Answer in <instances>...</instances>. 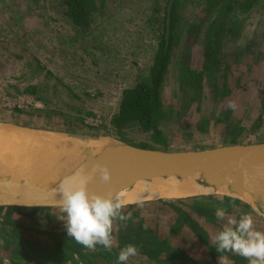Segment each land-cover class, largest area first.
<instances>
[{
  "label": "rangeland",
  "instance_id": "1",
  "mask_svg": "<svg viewBox=\"0 0 264 264\" xmlns=\"http://www.w3.org/2000/svg\"><path fill=\"white\" fill-rule=\"evenodd\" d=\"M111 1L114 0H97L98 9L93 13L92 19L94 16L101 15L105 11L107 12L106 7ZM145 1L152 7L151 4L153 5L154 0H132V2L123 0L122 3L127 8H124L122 4L120 5L121 0H115L114 2L117 3L115 4L117 6L116 16H119V12L122 11L120 16L127 15V18H129L127 23L130 19L135 18H137L139 23L150 22L148 20L150 11L145 12L146 9L150 8L139 6V3ZM164 1V3L162 1L163 8L158 14L159 25L154 24V32L157 31L159 33L158 37L160 41L165 31V8H167L168 4V1ZM206 2L207 0H177L181 32L178 46L174 48L173 59L174 56H177L181 62L184 56L181 51L187 27L200 14L206 15L207 10L204 8ZM245 3L246 5L241 7ZM213 17L214 15L210 17V20ZM227 19L242 21V36L241 33H238L239 28L237 26L232 31V33H235V31L238 33V38H234V42L244 44L249 41L250 52L252 47V54L255 52L253 57L257 65L255 67V64H253L255 69H253L254 72L251 74L252 79L246 82V84L241 79H237L236 83L232 82L231 79L229 83L230 87L236 92L239 90L241 93L236 105L240 109L242 108L241 106L244 108L246 106L247 112L249 109L258 110L257 108L261 100H264V0H240L239 5L228 14ZM70 22V19L65 14L62 0H0V123L71 133L104 135L135 145L148 144L159 146L153 140L152 133L142 131L138 124H131L118 131L112 123L111 116L115 113L116 108L119 110L117 90L120 87L118 89L110 86L103 88L100 87L103 84H98L94 89L95 92H98V96H95L91 100H88L82 91L85 90V87H80L81 89H78L77 94L81 98L77 100V94L73 96L69 88L63 86L57 79H53L56 76L65 82V80L71 77L80 78L81 75H86V73L92 75V72H94L90 68H86L87 66L84 67V72L81 70L84 64L81 59L83 52L81 44L74 42V47H71L69 42L67 43V40L71 37L69 41H72L73 38L75 41H79L76 39L75 31L71 29ZM131 22L132 24L134 23L132 20ZM153 23L150 22V27H153ZM207 23L209 22L205 19L201 34L208 28ZM132 26V31L135 29L137 31L140 27L137 23H134ZM108 30L112 33L113 29L108 28ZM142 30L139 31L138 35L142 33ZM150 30L152 29L150 28ZM46 37H51L56 42L55 48L50 47L48 44H43L41 39ZM192 37L193 33L188 35L189 39H192ZM160 41L156 40L158 44ZM155 49L156 47L152 49V53ZM227 49V52H229L227 60L231 59L229 60L231 65L230 67L226 65V67L229 69L228 72L231 78V75H239V72L245 69V52L242 55L240 48H235L233 51L229 47ZM40 52L42 58L46 60L44 65L50 66L53 73L50 70H45V67L41 65V62L38 60ZM261 52L263 56H259ZM122 56L126 57V62H123V64L126 66L127 71L130 68L134 69L133 66H130L128 60H136V64L143 65V59H141L143 55L140 57H136L134 54L133 56L130 54ZM247 56L248 53L246 54ZM52 57L53 59H50ZM49 59L52 61L51 63ZM200 59L201 55L199 56V62ZM224 59H221L218 63L214 62L216 64L212 63V65L214 64L223 68ZM192 63L195 65V59L192 60ZM248 64L250 65L251 62H248ZM179 65L177 64L172 67L164 92V104L174 112V119L160 126L165 137L168 139L169 148L197 149L226 144L228 139L224 135V124L215 126V122L212 123L214 125V128L210 132H213L212 134L202 133L197 130L193 132L191 129L196 128L186 127L187 120L189 119L186 118V114H182L184 109H181L183 106L181 102L183 100V97H181L183 96V91L179 84L178 73H176ZM127 73L129 74V72ZM101 74L103 82L105 79H113L111 72L109 73L105 69H102ZM128 74L125 78L128 83H131L133 79L129 80ZM92 77L94 78L93 82L98 83V79L94 75ZM100 89L103 90V93ZM195 92H193L194 94H190L191 97L190 95L188 96L191 98L190 101L194 97L197 99ZM245 94H247L246 98ZM211 99L209 102L205 100L201 104L199 112V102L194 104L198 121H201V118L204 117L210 118L214 116L221 109L220 106L217 107L216 101L213 98ZM87 108H94L95 111L84 118L80 114L81 111L87 110ZM73 110L78 111V114L72 112ZM68 112L71 115L72 113L77 114L76 116L79 117L71 119L67 114ZM259 112L262 111L260 110ZM65 115L68 117H65ZM252 119H255V116ZM262 119V125L254 130L253 134L245 139V142L254 143L263 138L264 115ZM192 133L194 134L192 135ZM162 201L164 202L163 204H171H168L169 206H172L173 202H181L179 212H182L181 217L185 219L187 228L184 237L189 239L187 240L189 245L193 244V240L190 241L191 236L194 237V240L198 239L202 244L201 254L197 256L196 260L186 249L185 262L171 261L170 253L173 252L175 254V250L171 251V249L176 248L174 246L162 247L160 243L161 245L162 242L165 244L170 243L169 240L172 237L164 241L163 237L165 234L159 230L152 229V226L157 225H146L148 223L146 222V218L149 217V214L155 216L160 214L162 217L159 218L160 220L164 216H168L163 212L165 205L162 204L163 206L158 207V210L156 208L153 213L150 211L152 209L150 206H153V204H148L149 200L146 204L140 203V205L135 204L125 207L127 213H122V215L127 216L128 213H131V218L127 219L131 223L113 226V246L110 250L105 249L101 245H97L93 250L78 244L73 238L68 237L65 220H55V217L52 216V212L49 210L40 213V219L37 220V224L27 221L29 225L35 226L34 228L29 226L32 228L27 231L17 229L16 226L21 223L15 215L18 214V216L21 215L29 219L30 214L26 215L14 210L6 211L2 216V222L8 225V227H3V229L0 227V264H118V254L125 247V244H122L123 241H126V245L133 244L138 248L137 255L130 257L127 264H249L248 259L234 252L217 251V246L214 242V237L222 230L229 219L234 218L238 221L245 215L253 218L254 227L257 230L264 231L263 218L252 211L245 203L231 197L218 195L217 193L200 194L182 199H164ZM159 208L162 211H159ZM219 209H223L225 212V219L223 221L218 220L216 217V212ZM174 213L176 214V212ZM150 218L155 221V218ZM58 220H60L59 222L62 225L55 224ZM139 221L143 223L137 225ZM160 224L158 225L159 228H161ZM17 235L23 236L22 238L26 240L28 245L23 246L21 242H18Z\"/></svg>",
  "mask_w": 264,
  "mask_h": 264
},
{
  "label": "water",
  "instance_id": "2",
  "mask_svg": "<svg viewBox=\"0 0 264 264\" xmlns=\"http://www.w3.org/2000/svg\"><path fill=\"white\" fill-rule=\"evenodd\" d=\"M173 3L170 0L169 8ZM168 32L167 21V36ZM11 125L63 135L83 144L103 140L111 142L98 154L91 147L84 148L80 154V163L53 189L37 185L27 177L15 180L6 172L0 174V208L59 209L61 196L56 189L65 181L79 183L87 179L90 192L107 194L119 192L140 180L178 177L185 181L197 176L195 184L203 188V194L217 193L237 199L264 219V142L219 144L197 149H161L135 145L104 135ZM98 165L109 168L110 181H103ZM224 187L228 191L220 192ZM246 196L251 199L247 200ZM149 200L164 198L153 197Z\"/></svg>",
  "mask_w": 264,
  "mask_h": 264
},
{
  "label": "crops",
  "instance_id": "3",
  "mask_svg": "<svg viewBox=\"0 0 264 264\" xmlns=\"http://www.w3.org/2000/svg\"><path fill=\"white\" fill-rule=\"evenodd\" d=\"M115 1V0H114ZM114 1H111L109 3V5H107L106 10L103 14L98 15V16H94L92 21H91V28L88 31H82L80 29H78L73 22L71 21L70 25H71V29H73L76 33V36L79 41H75V39L73 38L72 41H69L71 38H69L67 40V43L69 42L71 47H74L73 45L77 42H79L81 44L82 47V56L81 59L83 61V65L81 67V70L84 72L85 70V66H87L86 68H90L92 72V75L95 76V78L98 79V83H94L93 82V77L92 75H90V73H86V75H81L80 78L79 77H71L70 79L65 80V82L63 81V79H61L60 77H53V79H57V81L59 83H61L63 86H66L67 88H69L71 94L74 96L75 94H77L78 89L84 88L85 90H82L85 93V96L87 97L88 100L93 99L95 96H98V92H95V88L98 86V84H103L100 85V87H113V88H117L120 87V89L117 90V94H118V106H119V110H120V105H121V101L123 98V92L129 88H132L135 86V84L138 81H143L147 84H151V69L153 66V62L155 59V56L158 52L159 49V44L156 42V40H159L158 37V32L155 31L154 32V24H157V26L159 25V12L161 11V9L163 8L162 5V1L163 3L165 2L164 0H154L153 1V5L151 4L152 7H150V4L148 5L147 1L143 2V3H139V6L141 7H149L150 9H146L145 12L150 11V17L148 20H150V22H154L152 25L153 27H150V22L146 23H139L137 21V18L135 19H130V21L127 23V21L129 20V18H127V15L124 16H120L122 11L119 12V16H116V9L117 6L115 4ZM169 0H166V2ZM123 0H121L120 5L122 4V6L124 8H127V6L122 3ZM129 2H132V0H129ZM167 4V3H166ZM128 5V4H127ZM168 5V4H167ZM130 8L131 5H129ZM167 7V6H166ZM122 10H126V9H122ZM131 10V9H130ZM166 11V8H165ZM126 13V12H125ZM144 13V12H143ZM145 14V13H144ZM53 17V15H52ZM137 23L138 25H140V27L138 28L137 31L133 30L132 31V22ZM139 20V19H138ZM147 20V18H146ZM54 25V24H53ZM108 28L113 29L112 33L111 31L108 30ZM137 28V27H135ZM150 28L152 30H150ZM144 29V30H142ZM37 31H39L38 29H36ZM142 30V33L140 35H138L139 31ZM56 34V32H55ZM29 40V39H27ZM43 41V44L46 45H50V47L55 48L56 47V42L51 38V37H46V38H42L41 39ZM154 41V42H153ZM75 42V43H74ZM37 47V46H35ZM156 47L155 51L152 53V49ZM130 54L131 56H133V54L136 57H141V59H143V65L142 64H136V60H128L130 63V66H133L134 69L130 68L127 71L126 66L123 64V62H126V57L122 56V55H127ZM36 55V54H35ZM37 56V55H36ZM50 59H53L50 58ZM49 59L50 63L52 62ZM38 60L41 62V65L45 67V70L47 71H51V67L50 66H45L44 64L46 63V60H44L42 58V54L40 52L39 56H38ZM177 56H174V59L171 62V66L169 68L168 73L166 74L165 80H164V85L162 88V98L164 101V92H165V87H166V82L168 80V78L170 77L171 71H172V67L176 66L177 64L179 65V67H177V71L176 73H178V77L180 79L181 77V69L182 65L180 60H178ZM193 68L195 67L194 65H192ZM102 69L107 70L109 73L111 72L113 79L112 80H107L105 79L103 82V76L101 74ZM176 69V68H175ZM174 69V70H175ZM52 72V71H51ZM120 72V74H119ZM129 72V74L127 73ZM53 73V72H52ZM129 76V80H132L131 83H128L126 81L125 76ZM109 75V74H108ZM121 79H120V77ZM81 87V88H80ZM103 93V90L100 89ZM41 94H42V90H41ZM81 98L80 95H76V99L79 100ZM82 100V99H81ZM102 101V100H100ZM99 101V102H100ZM105 102V101H103ZM165 103V101H164ZM92 110V111H91ZM119 110L116 108L115 113L111 116V121L118 115ZM93 111H95L94 108H90L87 110L85 109L84 111H81V116H83L85 118L86 115H91V113H93ZM72 112L77 113L78 111L73 110ZM71 119H75L78 118L79 116H76L77 114H73L71 115L70 112L67 113ZM65 117H68L67 115H65ZM87 117V116H86ZM264 142V136L263 138H261V140H258L254 143H262ZM207 148V147H204ZM149 201L146 202H142L143 204L148 203ZM164 202L162 200H152L150 201L148 204H153V206H150L152 209L150 211H152L153 213L155 212L156 208L158 210V207H162L163 205H165L163 212L166 213L168 216H164L163 219H159L161 217L160 214H157L156 216L153 214H149V217H153L155 218V221L152 220L151 218L149 219V217L146 218V225H150L152 226L153 224L157 225V226H152V229L155 230H159L162 233L165 234V236L163 237L164 241H166L168 238L172 237V239L170 238V243H163L162 245L160 243V246H174L176 249H171V251L175 250V254L173 252H171V261L173 262H185V258H186V249L190 252L191 255H193L192 257H194V259H197V256L200 255L201 253V243L200 241L197 239L194 240V237L191 236L190 237V241L193 240V244L189 245V243L187 242V238L184 237L185 231H187L186 228V221L185 219L181 217L182 212H179V208H180V203L179 201H176L172 203V206L174 205V207L169 206L171 204L167 203V204H163ZM147 204V205H148ZM163 204V205H162ZM169 204V205H168ZM138 205V204H137ZM140 205V203H139ZM125 207L122 209V213H127ZM45 210H49L52 212V216L55 217V220L57 219H61L64 220L65 214L63 213L62 209H30V210H14V211H18V212H22L27 214H30L29 219L23 216H18V214H16V212H14L15 217L17 218V220L25 226H32L29 225V223H34L37 224V220L40 219V213H43ZM252 211H254L253 209H251ZM6 211H10V209L8 208H0V221H2V216ZM159 211L160 210L159 208ZM176 212V214L174 213ZM255 212V211H254ZM8 213V212H7ZM162 218V217H161ZM53 220V219H52ZM264 220V219H263ZM27 221H30L29 223H27ZM60 220H58L57 223L55 224H61V222H59ZM125 224L128 225L131 222H129L128 220H115L113 226H118V224ZM143 223L142 221H139L137 223V225ZM159 223H161V228L158 227ZM64 224V223H63ZM66 224V223H65ZM33 227V226H32ZM35 227V226H34ZM157 227V228H156ZM114 229V227H113ZM126 241H123L122 244H125L126 246ZM174 242V245H173ZM194 248V249H193ZM186 264V263H185Z\"/></svg>",
  "mask_w": 264,
  "mask_h": 264
},
{
  "label": "flooded vegetation",
  "instance_id": "4",
  "mask_svg": "<svg viewBox=\"0 0 264 264\" xmlns=\"http://www.w3.org/2000/svg\"><path fill=\"white\" fill-rule=\"evenodd\" d=\"M204 8L207 10L206 15L200 14L199 16H197L194 22H192L187 27L186 36L184 37L183 47L181 51L182 54H184V56L181 59V65L190 67L191 70L195 71L194 80L199 81V83H196V85L202 88L201 91L195 92V96L197 99H195L194 97L192 101H190L191 98H189L188 96L191 93L194 94L193 93L194 86L192 85L193 81L187 77L188 76L187 72L183 73L181 69V77L179 79V84L181 86V90L183 91L182 92L183 96H181L183 97V100L181 101L183 106L181 109L182 110L184 109V112H182V114H186L187 115L186 118L189 119V120L186 119L188 121L186 127L196 128V129H191V131L194 132L195 130H197L202 133L212 134L213 132L210 133L211 130L214 128V125L212 123L215 122L214 123L215 126H217L218 124L221 125L224 124V128H225L224 135L225 138L228 139L226 144L227 145L240 144V143L242 144L245 142V139L249 135L253 134L250 133L251 128L253 126L256 127V125L258 124V120L263 117L264 113L262 112H264V100H261V103L257 108L258 110L249 109V111L247 112L246 106L245 108L241 106L242 107L241 109L240 107H236L235 109H232L229 107L230 102H235V103L238 102L241 93L239 92V90L236 92L232 87H230L229 83L231 79L232 82L234 81L235 83L238 81L237 79H241V81L243 82L245 81L246 84V82L252 79L251 74H253L254 72L253 69H255V67L257 66L253 57L255 52H253L252 54V47L250 52L249 41L245 42L244 44H241L239 42L238 43L234 42L235 41L234 38H238L239 32L237 33L235 31V33L237 34L232 33V31H234L236 27V24H233V22H231V20L233 19H227V17L223 18L222 16H220L219 15L220 9L214 10L212 13L211 12L209 13L207 2ZM212 15H214V17L210 20V17ZM205 19H207V22H209L207 23L208 28L205 29V32H203V34H201V30L204 27ZM242 26H240V28ZM191 33H193V37H192L193 41H191L192 39L188 38V35H190ZM233 34L234 36H232ZM228 47L230 48L231 51H233L235 48H240L242 55L245 52V69H242V71L239 72V75L236 74L231 75V78H230V73L228 72L229 69H227L226 67V65L228 67H230L231 65L229 61L231 59L229 58L227 60V56L229 57V52H227ZM247 53L248 56L246 57ZM200 55H201V59L199 62ZM259 56H263L262 52ZM194 59H195V65L192 63V60ZM211 59H212L211 63L214 62L218 63V61L224 59L223 68L214 65L216 64L214 63L213 65H209L210 70L207 71L206 70L207 62H209V60ZM172 60H173V55H172ZM248 62L249 63L251 62V64L249 65ZM253 64H255V67H253ZM192 65H194L195 67L193 68ZM183 69L185 70V68ZM183 86L185 87L184 89ZM246 95L247 94H245V98ZM211 98H213V100L216 101V104H218L217 107L220 106L221 109H219L214 116H211L210 118L204 117L201 118V121L200 120L198 121L195 114L194 104L196 102H199V107H198V112H199L202 106L201 104L205 100L209 102ZM260 110L262 112H259ZM216 114L221 115L220 121L216 119L217 118ZM253 116H255V119H252ZM205 120H208L211 124L208 123L207 126H205L204 124ZM247 121L249 122V124ZM193 134L194 133H192V135ZM0 227L1 229H3V227H8V225L0 221ZM16 227L17 229H21L22 231L31 230L30 228H32L22 224H18V226ZM22 237L23 236L17 235V239L22 240L21 242L22 245L27 246L28 244L26 240H24Z\"/></svg>",
  "mask_w": 264,
  "mask_h": 264
},
{
  "label": "bare ground",
  "instance_id": "5",
  "mask_svg": "<svg viewBox=\"0 0 264 264\" xmlns=\"http://www.w3.org/2000/svg\"><path fill=\"white\" fill-rule=\"evenodd\" d=\"M110 142L83 144L63 135L0 123V174L6 172L15 180L27 177L37 185L53 189L80 163L84 148L91 147L98 154ZM197 179L195 176L185 181L178 177L140 180L115 194L120 195L125 206L146 202L153 197L168 200L188 198L205 192L195 184ZM227 191L226 187L220 189V192ZM245 198L251 199L249 196Z\"/></svg>",
  "mask_w": 264,
  "mask_h": 264
},
{
  "label": "clouds",
  "instance_id": "6",
  "mask_svg": "<svg viewBox=\"0 0 264 264\" xmlns=\"http://www.w3.org/2000/svg\"><path fill=\"white\" fill-rule=\"evenodd\" d=\"M229 107L235 109V102ZM104 182L111 180V172L106 165H98ZM88 180L79 183L65 181L56 189L60 193L59 205L65 214L68 237L78 244L95 249L97 245L110 250L113 246V224L117 219L127 220L131 213L122 215L125 201L115 193H95L88 189ZM218 220L225 219V212H216ZM217 251L234 252L249 260V264H264V231L254 227L249 215L229 219L222 230L214 237ZM138 248L133 244L123 247L117 257L118 264H127L130 257L136 256Z\"/></svg>",
  "mask_w": 264,
  "mask_h": 264
},
{
  "label": "trees",
  "instance_id": "7",
  "mask_svg": "<svg viewBox=\"0 0 264 264\" xmlns=\"http://www.w3.org/2000/svg\"><path fill=\"white\" fill-rule=\"evenodd\" d=\"M239 1L240 0H207L208 12L212 13L214 10L220 9L219 15L225 18L237 5H239ZM173 2V5L169 8L170 0L168 1L165 11V31L162 35V40L160 41L159 49L151 69V84L138 81L134 87L125 90L123 92L119 113L112 121L118 131H121V129L131 124H138L142 131L152 133L153 140L158 143L159 146H151L148 144L141 145L144 147L170 149L168 139L165 137L160 126L174 119V112L171 108L165 106L162 98L164 80L171 65L174 48L178 46L180 39V15L177 11V0H173ZM62 3L65 7L66 16L78 29L86 31L90 28L92 15L98 9L97 0H62ZM245 5L246 3L242 4L241 7ZM168 10H170L169 15ZM167 21L169 23L168 36ZM231 22L236 24L240 33L242 21L233 19ZM211 62L212 59L207 62V71L210 70L209 65H212ZM182 68H185V70L182 69V72H187V77L193 81V90L201 91L202 87L196 85L199 81L194 80L195 71L187 66H182ZM184 88L183 86V89ZM216 117V119L220 121L221 115L216 114ZM262 122L263 119L260 118L257 127L255 128V126H253L250 133H253L254 130L260 127ZM208 123L210 124L208 120L204 121L205 126H207ZM10 210L30 209L12 208ZM18 242H22V240L18 239Z\"/></svg>",
  "mask_w": 264,
  "mask_h": 264
}]
</instances>
